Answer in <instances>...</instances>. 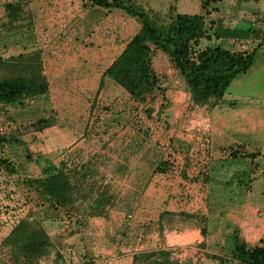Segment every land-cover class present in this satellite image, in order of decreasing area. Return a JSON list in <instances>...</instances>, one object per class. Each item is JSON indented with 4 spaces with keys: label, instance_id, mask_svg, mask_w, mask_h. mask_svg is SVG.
<instances>
[{
    "label": "rangeland",
    "instance_id": "rangeland-1",
    "mask_svg": "<svg viewBox=\"0 0 264 264\" xmlns=\"http://www.w3.org/2000/svg\"><path fill=\"white\" fill-rule=\"evenodd\" d=\"M187 2L189 12L198 10L199 0ZM178 3L128 5L166 28ZM238 6L239 22L217 18V2L211 4L205 29L208 37L213 23L221 30L248 29L247 38L202 40L201 47L245 53L256 47L264 0ZM139 28L124 11L88 0H0V59L36 54L47 84L42 95L0 105V241L17 220L31 217L50 243L29 264H124L127 254L133 253L132 263L134 255L158 251L177 264H236V239L252 246L264 238V41L251 67L204 108L191 105L178 72L158 56L159 73L184 94V126L177 131L166 112L167 88L136 106L102 77ZM38 120L48 126L36 131ZM120 138L128 141L119 149ZM113 150L138 152L141 168L122 179L111 167L116 160H108ZM51 169L74 171L84 198L74 195L70 205L58 207L27 187ZM153 176L168 185L144 191ZM134 181L141 182L137 188ZM0 264H16L2 246Z\"/></svg>",
    "mask_w": 264,
    "mask_h": 264
},
{
    "label": "trees",
    "instance_id": "trees-1",
    "mask_svg": "<svg viewBox=\"0 0 264 264\" xmlns=\"http://www.w3.org/2000/svg\"><path fill=\"white\" fill-rule=\"evenodd\" d=\"M217 1L199 0L202 15L174 14L166 28H158L150 22L149 16L129 9L130 0L125 4L123 0H88L91 6L122 10L140 22L139 30L126 42L102 77L121 88L136 106L144 104L162 94L168 86L166 77L159 73L157 66V53H160L183 79L191 105L213 106L230 82L251 67L255 51L264 41L263 33L256 47L248 53L233 52L219 46L201 47L202 40H242L251 32L248 29L221 30L217 23H213L214 28L208 37L204 16L211 4ZM11 71H14L13 75ZM40 72V64L34 53L0 59V105L7 106L17 100L44 94L47 84ZM36 126L35 130L39 131L48 125L45 120H38ZM73 173L72 170H46L42 177L28 181L27 187L33 188L55 206L65 207L72 203L74 195L80 194L84 198V195L76 192L78 187L75 184L80 185L81 182L72 180ZM91 205L88 215L94 214ZM49 244L42 226L31 217L17 220L8 235L0 241L9 259L16 264H29L39 258L46 253ZM231 259L236 264H264V238L252 246L236 239ZM79 264L93 262L86 260ZM131 264L177 263L170 261L165 252L158 251L134 255Z\"/></svg>",
    "mask_w": 264,
    "mask_h": 264
},
{
    "label": "crops",
    "instance_id": "crops-1",
    "mask_svg": "<svg viewBox=\"0 0 264 264\" xmlns=\"http://www.w3.org/2000/svg\"><path fill=\"white\" fill-rule=\"evenodd\" d=\"M174 1L179 2L178 3V10L175 13H172L171 16L174 14L202 15L200 3H199L198 10H196L194 12H189L188 11V2H187L188 0H174ZM239 1L240 0H218L217 1V18L234 17L235 18L234 20L239 22L240 18H242L240 15L241 12L239 13V10H238L239 9V6H238ZM261 17L264 21V13ZM126 42L123 44V46L120 49V51L118 52V54L122 51ZM158 56L161 59H163L164 61L168 62V59L163 54L157 53V58H158ZM172 71L174 72L175 70L172 69ZM176 82H179V84L183 83V85L185 84L181 77ZM183 85H181L182 86L181 90L184 91ZM179 89H180L179 87H175L174 85L173 86L170 85V87L167 86V91L164 93L166 98L170 100V105H168L166 112L168 113L170 124L172 125V129H174V130L175 129L176 130L177 129L182 130L183 126H184L183 117L185 115V112L183 109L184 107L181 105L182 101L184 100V97H183L184 94H181ZM204 107H206V106H202V108H204ZM123 126H125V127H123V129L127 128L125 123L123 124ZM43 129H45V128H42L41 130H43ZM120 129H122V128H120ZM41 130H39V131H41ZM116 137H117V139H119V137H120L119 133H118V136H116ZM127 141H128V138H125V139L122 138L119 142H117L119 149L121 148L122 145H126L125 143ZM134 142L135 141H133V143ZM109 150L110 149H107V152H109ZM121 151L122 152H119V151L117 152L114 150L112 152L110 151V155H112V156H108V160H116V162H114V166H111V167L116 166V169H117L116 173L118 174V176L122 177V179H127V177L129 179V177L131 175H134L137 167L141 168V165H140L141 156L138 154V152H133L131 155H129L126 153L125 150H121ZM95 156H98V155H95ZM161 176H162V174H161ZM156 180H159V177L153 176V178H151V180H149V182L147 183L144 191H155V187L158 189L160 187L164 188L168 185V183H164L163 181H159L156 183ZM133 183H135V181ZM139 183H141V182L135 183L134 188H137L139 186ZM132 255H133V253H130V254H127L125 256L126 258H125V260H123L124 264H131V256Z\"/></svg>",
    "mask_w": 264,
    "mask_h": 264
},
{
    "label": "built area",
    "instance_id": "built-area-1",
    "mask_svg": "<svg viewBox=\"0 0 264 264\" xmlns=\"http://www.w3.org/2000/svg\"><path fill=\"white\" fill-rule=\"evenodd\" d=\"M102 119V118H101Z\"/></svg>",
    "mask_w": 264,
    "mask_h": 264
}]
</instances>
